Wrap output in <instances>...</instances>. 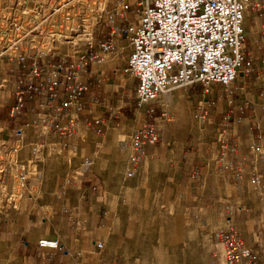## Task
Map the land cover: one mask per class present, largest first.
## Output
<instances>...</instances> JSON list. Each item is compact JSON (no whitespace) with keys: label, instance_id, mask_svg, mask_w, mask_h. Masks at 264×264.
<instances>
[{"label":"built area","instance_id":"obj_1","mask_svg":"<svg viewBox=\"0 0 264 264\" xmlns=\"http://www.w3.org/2000/svg\"><path fill=\"white\" fill-rule=\"evenodd\" d=\"M263 1L0 0L2 218L21 210L22 199L42 176V160L61 155L50 149L57 142L54 139L69 153L79 148L89 131H102L100 119L85 122L77 112L78 101L88 90L89 67L99 51L118 49L119 38L129 42L123 72L137 82L139 106L197 85L204 95L231 94L240 74L251 70L252 56L244 49L245 21ZM156 128H141L132 139L129 177L138 173L146 145L160 142ZM232 139L224 138L227 152L215 160L208 174L215 183L221 181L226 191L233 185L240 191L246 169L252 167L250 182L261 189L263 176L256 166L264 160L263 141H255L251 154L240 157L237 146L230 145ZM203 199L201 195L192 199V218L199 220L203 210L212 209L211 201ZM224 204V225L210 233L211 240L223 245L228 264H257L260 252L235 223L236 205L230 198ZM242 204L237 208L246 210L247 204ZM96 245L100 251L105 248L104 241ZM38 246L57 250L60 240L42 238Z\"/></svg>","mask_w":264,"mask_h":264},{"label":"rangeland","instance_id":"obj_2","mask_svg":"<svg viewBox=\"0 0 264 264\" xmlns=\"http://www.w3.org/2000/svg\"><path fill=\"white\" fill-rule=\"evenodd\" d=\"M174 93L178 96L169 103L162 98L146 106H139L134 94L130 97L122 95L121 98L131 104L124 107V116L114 117L101 132L90 133L91 144L87 152L43 159L42 176L33 182L31 193L22 201H37L47 215H52L47 197L50 200L57 198L65 185L88 184L84 179H89L87 175L92 172L90 183L96 185L95 193L104 189L98 196L105 199L107 209L105 224L108 222V225L104 227V233L108 243L103 250L111 257L116 254L118 264H228L223 245L213 242L210 233L224 225L221 212L229 205L224 201L230 198L236 205L235 223L247 242L260 252L257 264H264V160L256 166L263 176L261 189L250 182L252 167L246 169L248 175L243 190H236L233 185L226 191L221 181L215 183L208 173L215 160L226 154L224 138L230 137L232 132L228 127L222 128L219 119L214 121L206 113H199V97H186L184 89ZM178 102H182L180 110ZM141 128L146 131L156 128L160 142L146 145L145 159L140 162L138 173L129 177L127 169L133 153L131 141ZM112 134L121 136L122 141L113 139ZM105 138L111 142L104 144ZM258 139L264 146V132L260 130L247 149H242L237 142L238 153L248 157L252 144ZM231 142L230 145H234ZM184 155H188L187 158L204 155L213 162L205 161L200 169L191 173L186 166L182 169L174 167L173 161ZM227 158L231 159L230 153ZM180 193L184 194L181 199ZM200 195L203 201H211L212 209L207 213L203 210L197 220L192 218L191 201ZM240 203L247 204V209L237 208ZM2 217L0 213V222Z\"/></svg>","mask_w":264,"mask_h":264},{"label":"crops","instance_id":"obj_3","mask_svg":"<svg viewBox=\"0 0 264 264\" xmlns=\"http://www.w3.org/2000/svg\"><path fill=\"white\" fill-rule=\"evenodd\" d=\"M245 28L247 36L244 49L252 56V65L248 73L240 74L233 86V93L220 94L216 91L214 94L204 95L201 85L184 90V95L188 98L199 97V113H206L214 121L219 119V125L222 128L228 127L232 132L231 143L237 145L238 142L242 149H247L259 130L264 132V1L261 7L247 14ZM115 43L118 49L99 51V58L89 67L88 90L78 101L77 112L80 118L89 122L100 119L103 128L109 126L114 117L124 116V107L131 104L121 97L124 94L129 97L135 95L137 85L134 79L123 72L131 50L129 42L119 38ZM173 96L178 95L167 94L164 99L169 103ZM177 107L180 110L182 102H178ZM205 107L210 110L207 111ZM1 115L2 119L6 118V112ZM26 129L29 132L32 130L30 127ZM93 132L89 131V134ZM112 136L118 142L122 141L121 136ZM110 142L107 138L103 140L104 144ZM90 144L88 135L79 148L70 151L67 156L87 152ZM50 146L57 154H66L60 142H54ZM241 155L244 156L239 153L240 157ZM187 156L175 159L174 167L182 169L186 166L193 173L205 161L209 164L213 162L204 155ZM82 168L86 170L84 166ZM91 174L89 172V179L84 180L90 183ZM89 183L65 185L61 187L57 198L50 200L47 197L53 209L52 215H47L37 201L23 200L19 212L11 213L8 219H1L0 264H118L116 254L111 257L97 248L96 242L105 241V247L108 243V237L104 233L108 217L105 199L98 196L104 189L95 193L96 185ZM179 225L178 223L177 227ZM42 238L59 239L60 247L57 250L42 249L38 246V241Z\"/></svg>","mask_w":264,"mask_h":264}]
</instances>
